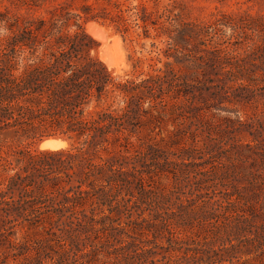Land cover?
<instances>
[{"label": "trees", "instance_id": "obj_1", "mask_svg": "<svg viewBox=\"0 0 264 264\" xmlns=\"http://www.w3.org/2000/svg\"><path fill=\"white\" fill-rule=\"evenodd\" d=\"M6 1L0 264H245L240 253L264 255V176L246 173L250 193L228 176L244 160L264 167V147L183 157L199 149L192 118L208 110L199 102L247 103L264 90V13L197 19L184 0ZM88 20L129 43V73L113 74L92 52ZM155 128L158 139L138 135ZM46 136L68 145L36 147Z\"/></svg>", "mask_w": 264, "mask_h": 264}, {"label": "rangeland", "instance_id": "obj_2", "mask_svg": "<svg viewBox=\"0 0 264 264\" xmlns=\"http://www.w3.org/2000/svg\"><path fill=\"white\" fill-rule=\"evenodd\" d=\"M186 2V6L188 11L190 12L191 17L197 19H207L210 17L211 13L215 12L217 9L222 11H236V10H246L250 14H262L264 13V0H184ZM4 5H8L6 0H0V10L4 9ZM37 14H45V11L39 10L36 12ZM93 20H88L84 23L83 27L85 31H87L86 24ZM95 22V21H93ZM97 23V22H96ZM100 27L104 30L107 44L114 48H116L115 53L118 58V52L122 51L123 62L119 65L118 70L114 67H108L113 71V74L116 75H125L130 72V62L127 58V54L131 51L128 42H124L119 33L114 31L110 27H105L99 23ZM73 30V27L70 29ZM106 31V32H105ZM229 32V30H228ZM97 43V47L95 51H92L96 54V56L101 60L99 54L101 55V40L93 37L90 33H88ZM117 35L119 37V42L113 41L109 36ZM117 42V43H116ZM117 44V45H116ZM147 44V42H146ZM119 45V46H118ZM148 45V44H147ZM146 45V46H147ZM116 46V47H115ZM134 49L136 50L135 55H141L139 50L141 49L139 45H135ZM146 54L145 51L142 52ZM102 61V60H101ZM104 62V61H103ZM105 63V62H104ZM207 96V95H206ZM205 96V97H206ZM250 99L247 103H238V102H227L224 101L222 103L216 102L213 98H206V101L199 102L201 106L208 107V110L205 112L195 111V115L192 120L198 124V151L194 154L193 158L186 159L185 161H196V162H205L206 159L210 157L209 153H223L224 149L232 146V150L237 147H241L242 151L250 150L248 148V144L256 143L264 147V90H257L253 95L249 96ZM221 105V106H220ZM225 107V108H222ZM240 115L241 123L232 121L235 118L236 112ZM206 118V119H205ZM229 119V120H228ZM203 120V121H202ZM201 123H204L203 126ZM201 125V126H200ZM170 128V127H169ZM158 131L155 128L153 131H149L148 129L142 130L138 135L140 137L149 133L151 136L156 137L158 139V135L156 134ZM164 135V133H161ZM149 136V135H148ZM147 137V136H146ZM8 139V136H6ZM66 143L65 146H67ZM63 146V147H65ZM36 147L40 149H44L40 147L39 141L36 143ZM222 155V154H221ZM202 157V158H200ZM170 158H174L170 156ZM222 161L227 164V159L225 156H221ZM261 160L259 159L254 166L250 164L249 160H244L239 163L237 166L231 165L228 167V176L231 182V185L236 188H242L243 193H250L249 186L247 183V175L248 171H253L258 173L260 176H264V167H262ZM187 169H194L190 164L187 165ZM190 178L192 179L193 172H190ZM221 188V187H219ZM257 221L256 224H258ZM165 244V242H162ZM217 243L214 245L216 246ZM240 261H244L245 264H264V255H254V253H240L239 254ZM8 264V263H7ZM11 264V263H9Z\"/></svg>", "mask_w": 264, "mask_h": 264}, {"label": "bare ground", "instance_id": "obj_3", "mask_svg": "<svg viewBox=\"0 0 264 264\" xmlns=\"http://www.w3.org/2000/svg\"><path fill=\"white\" fill-rule=\"evenodd\" d=\"M86 27H87L88 33H90L93 37L100 39L101 40L100 42H102L101 43L102 45L99 48L101 50V55L99 54V57L101 58V60L104 61L108 67L112 66L118 70L119 65L123 62L122 51L121 53L120 51L118 52V58H117V55L115 54L117 53L116 52L117 49L113 47V45L115 44H112V47L109 46L110 44L109 45L107 44L108 42L106 40V36L103 30L104 28L103 29L101 28L102 26L100 27V25H98L96 22L90 21V22H87ZM109 37L113 41L119 42V37L117 35H113L112 37L111 36ZM66 143L67 142L61 138H48L40 143V147L47 148V149L48 148L57 149V148H61L65 146Z\"/></svg>", "mask_w": 264, "mask_h": 264}, {"label": "water", "instance_id": "obj_4", "mask_svg": "<svg viewBox=\"0 0 264 264\" xmlns=\"http://www.w3.org/2000/svg\"><path fill=\"white\" fill-rule=\"evenodd\" d=\"M48 138H61V137H59V136H46V137H43V138H41L40 140H39V143H41L42 141H44V140H46V139H48ZM62 139V138H61ZM64 140V139H63Z\"/></svg>", "mask_w": 264, "mask_h": 264}]
</instances>
